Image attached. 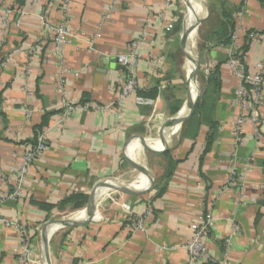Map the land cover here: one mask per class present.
Segmentation results:
<instances>
[{
  "label": "crops",
  "instance_id": "1",
  "mask_svg": "<svg viewBox=\"0 0 264 264\" xmlns=\"http://www.w3.org/2000/svg\"><path fill=\"white\" fill-rule=\"evenodd\" d=\"M107 1L70 0L63 12L61 0H22L20 8L16 0H0V15L7 9L24 12L21 18L10 15L7 29L0 31V264H35V243L38 237L42 244L44 227L74 211V204L58 205L78 195L86 199V207L96 183L125 182L137 171L132 163L148 170L145 177L138 173L131 187L143 192L100 191L86 225L51 236L49 264H187L189 226L202 208L210 209L215 219L206 239L213 258H221L233 222L239 234L231 237L229 264H264V75L258 122L246 120L238 142L232 123L236 80L227 63L229 51L240 52L244 46L247 74L264 63L263 41L245 40L251 31L264 35V1L206 0L204 9L199 0L198 65L202 72L218 69L219 87L207 90V100L184 121L186 112L176 115L191 101L187 96L181 105L179 94L177 54L183 49L184 24L178 22L176 3L163 22V0H119L112 18L103 22ZM42 18L51 25L65 22L78 37L64 47L60 60L52 54L53 39L43 31ZM236 30L231 48L226 39ZM131 42H138L141 56L136 93L150 95L153 107H138L132 97L116 104L126 73L115 57ZM192 42L188 51L195 46L187 36V43ZM194 60L195 52L192 67ZM59 72L63 95L56 83ZM185 79L190 90L192 80ZM195 81L198 85L196 75ZM62 100L74 106L113 105L115 110H76L61 118ZM27 108L32 111L28 122ZM45 113L46 151L21 176L25 144L33 140V127ZM175 117L176 125L169 127ZM230 168L238 174V185L222 190ZM13 193H18L14 200L6 198ZM48 206L54 207L49 213L43 209ZM146 209L151 217L145 232L132 233L129 215H142Z\"/></svg>",
  "mask_w": 264,
  "mask_h": 264
},
{
  "label": "built area",
  "instance_id": "2",
  "mask_svg": "<svg viewBox=\"0 0 264 264\" xmlns=\"http://www.w3.org/2000/svg\"><path fill=\"white\" fill-rule=\"evenodd\" d=\"M107 8L101 17V21H108L112 18L113 14L116 12L119 5V0H108ZM175 0H163L162 10L160 15L161 20L168 21L170 17V10L173 6ZM70 0H61L63 12H66ZM10 15H15L16 17H22L24 12L21 10H4L0 15V31H5L9 24ZM43 31L52 36L53 48L51 49L54 57L59 60L62 58V50L64 47L70 44L72 39L78 38L65 22L58 25H51L44 18L41 19ZM18 24V21L17 23ZM238 30L234 31L230 37V47L232 48L237 41ZM81 38H85L82 35ZM99 35L94 37L98 39ZM246 38L248 41H259L263 37L260 33L251 31L247 33ZM89 41L90 47L93 41ZM244 53L229 51V59L227 61L232 75L236 80V85L234 89L235 107L236 112L232 118L233 123V135L238 142L241 141L242 136V126L244 122L250 121L253 124H257L258 115L257 107L260 105L262 100V85H263V75H264V63L256 65V72L252 75L247 74L245 63H244ZM140 54L138 52V42H131L127 51L115 57L116 63L125 69L126 77L124 83L121 85L116 98V104L121 106L128 98L132 97L133 102L138 107H153L154 100L148 97L138 95V79H137V68L140 60ZM4 63L1 64L3 68ZM209 74L208 70L204 71V75ZM62 72L57 74L56 83L58 85V92L64 94V81L62 78ZM27 96H31V92H26ZM61 108V118L67 117L72 111H97V112H113L115 109L113 105H108L107 107H96L89 104L82 105H70L65 100L60 102ZM32 111L27 108L25 110L26 122L29 121ZM247 114V117L243 115ZM119 118V114H116ZM48 132V128L44 129L37 137L36 144L33 147H27L26 152L21 158L20 165L18 167L19 174L24 176L27 173L28 167L36 161L38 158L42 157L46 151L45 136ZM257 137V130L255 138ZM238 174L235 172L234 168H230L229 174L225 185L222 190H226L228 187L238 185ZM18 193H13L6 198L14 200ZM243 198V197H242ZM243 200V199H242ZM125 208V207H124ZM126 209V208H125ZM130 217V229L132 233H143L145 232V224L147 220L151 217V210L146 209L142 215H129ZM215 219L212 216L211 210L208 208H202L201 214L196 222H192L189 226L191 231V237L189 241L184 245V249L187 253L188 263L187 264H229L228 249L231 244V237L239 234V227L236 223L232 222L230 227V236L225 239L223 243L224 252L221 258L215 259L210 253L208 246L206 244V239L210 230L213 228ZM6 226H9L8 224ZM27 254V252H25Z\"/></svg>",
  "mask_w": 264,
  "mask_h": 264
},
{
  "label": "water",
  "instance_id": "3",
  "mask_svg": "<svg viewBox=\"0 0 264 264\" xmlns=\"http://www.w3.org/2000/svg\"><path fill=\"white\" fill-rule=\"evenodd\" d=\"M203 5H204V9H205L206 8V0H203ZM200 22H201V19H198V21L196 23L197 27L200 24ZM181 45H182V47H183V49L185 51L186 48H187V36H186V33H185V26L183 27V30L181 32ZM195 61H196V58L194 60V74L196 75V73H195ZM199 92L197 94V97H196L195 101L190 103L185 108V110H186L185 114L189 113L188 116H190L193 113V110H194L193 108L195 106L197 98L199 97ZM181 112H182V109L178 112L176 117ZM176 117L174 119H172V121H170L169 127H174L176 125V122H177L176 121ZM183 121H184V118H183ZM142 143L144 145H147L146 140H142ZM132 166L141 175L144 176V175L148 174V170L145 169L143 166H140V165H137V164H134V163H132ZM151 181H152V179H150V182ZM133 182H134V180L132 182H130V183L124 184V183L115 182V181H113L111 179H109V180L107 179L105 181H99L98 183H96L94 185V187L92 188V190L90 192L88 203H87L86 207L84 208L86 210V215H85V217L83 219L74 220L71 217H69V218L62 219V220H59V221H56V222H53V223H49L48 225H46L44 227L43 231H42V244H41L42 247H41V249H43V253H44L42 255L43 259H44V262L42 261V264H49L48 243H49V240L51 238V235H53L55 232H57L58 230L63 229V228L86 225L89 222V220H90V218L92 216V213L94 211V207L96 205L97 198L100 195V191L102 189L104 191L115 189V190H117V191H119L121 193H125V194L142 193L143 191H141V192L140 191H134L131 188V185H132ZM52 229H54V231H53V233L51 235H49V233L52 231Z\"/></svg>",
  "mask_w": 264,
  "mask_h": 264
},
{
  "label": "rangeland",
  "instance_id": "4",
  "mask_svg": "<svg viewBox=\"0 0 264 264\" xmlns=\"http://www.w3.org/2000/svg\"><path fill=\"white\" fill-rule=\"evenodd\" d=\"M175 3L177 5L176 6L177 7V11H178L177 12V15L179 17V21L178 22L183 26V24H184V18H185V15H186V4H185V1L184 0H175ZM200 25H201V22L198 25L197 30H196V35L197 36L195 35L196 38H194V46H195V49L194 50H195V58H196V61H195V73H196V77H197V81H198V85H199V91L201 92V89L203 88L204 83H205V75H204V72H202L200 66L198 65L199 64L198 63L199 62V50H198L199 40H198V32H199V29H200ZM195 43H196V45H195ZM192 44H193V42H192ZM192 44H191V46H192ZM189 48H186L185 51H188ZM184 54H185V52L183 51L182 48H181L180 51H178V54H177V57L179 58L178 59V64H179L178 65V69H179V73L177 74V79L180 81L179 82V85H180L179 94H181V100H182L181 101V105H184V102H185V100H186V98H187V96L189 94V89H188V86L189 85L186 83L185 73L182 70V66H181L182 63H183V60H184ZM193 69H194V66H193ZM200 92H199V94H200ZM188 115H189V113L185 114L184 115V119H186L188 117ZM146 168H147V166H146ZM138 173H139L138 171H135L134 173H132L131 175H129V177H127V180L125 182H123V183L124 184H127V183L132 182L138 176ZM84 208L85 207H83L82 209H84ZM82 209L75 210V211H68V212H66V213H64V214H62L60 216L55 217V219H53L50 223H53V222H56V221H59V220H62V219L69 218V217H71V215H73L74 213H76L78 211H81ZM59 231H62V229L61 230H58L57 232H55L54 235L57 234ZM39 232H40V230H39ZM48 245H49V243H48ZM40 247H41V240H40V238L37 237V240H36V243H35V258H34L35 264H40L39 257H38L39 256V253L38 252L40 251ZM36 251H37V253H36Z\"/></svg>",
  "mask_w": 264,
  "mask_h": 264
},
{
  "label": "trees",
  "instance_id": "5",
  "mask_svg": "<svg viewBox=\"0 0 264 264\" xmlns=\"http://www.w3.org/2000/svg\"><path fill=\"white\" fill-rule=\"evenodd\" d=\"M260 1H264V0H260ZM16 3H17V8H20V6L23 4L22 0H16ZM230 23V26H231V31H233V23L232 21L229 22ZM233 33V32H232ZM231 33V34H232ZM247 35V34H246ZM245 35V36H246ZM229 36L231 37V35L229 34ZM227 37L226 41L229 42V39L230 37ZM246 40V44H247V38H245ZM225 41V42H226ZM247 50V46H244L242 47V50L239 52V53H244L245 51ZM205 83H206V87L201 95L197 98L196 100V103H195V106H194V113L196 114V112L199 110V107L203 105V103L207 100V98L209 97L208 96V91L209 89H218L219 87V79H218V69H214V71H212L211 73H209L207 76H205ZM208 90V91H207ZM140 96H144V97H148L150 98L151 96L150 95H144V94H140ZM85 104V103H84ZM60 112V110H59ZM0 116H2V113L0 112ZM49 124V114L48 113H45L42 117H41V120H40V123L38 125H36L35 127H33V132H34V138L32 141H29V142H26V148L27 147H33L35 144H36V141H37V137L38 135L44 130L47 128ZM211 129H214L213 127H211ZM212 135L210 139H213L215 137V130L212 131ZM68 204H74V206H72V209L75 211V210H79V209H82L84 207V204H86V199L78 196V195H74V196H71L67 199H65L61 204L58 205V208H63L65 205ZM53 206H48L47 208L43 207V209L49 213L53 210Z\"/></svg>",
  "mask_w": 264,
  "mask_h": 264
},
{
  "label": "bare ground",
  "instance_id": "6",
  "mask_svg": "<svg viewBox=\"0 0 264 264\" xmlns=\"http://www.w3.org/2000/svg\"><path fill=\"white\" fill-rule=\"evenodd\" d=\"M185 1V4H186V8L187 7H189L188 9H187V12H186V15H185V21H184V26H185V31H186V34H187V36L189 37H191L192 36V38H193V41H194V38H196V31L193 29L194 27L195 28H197V26H196V23H197V21H196V16H195V14H196V10H197V8L199 9V6L201 5V1H199V3L197 2V1H195L194 2V0H184ZM203 2V1H202ZM201 17H202V15H201V13L198 15V18L199 19H201ZM192 28V29H191ZM196 35V36H195ZM192 44V43H191ZM191 44L190 43H187V48H189L190 46H191ZM195 45H196V43H195ZM195 47H193L190 51H187L186 53H185V55H184V59H186V61H184L183 63H182V68L184 69L183 71H184V73H185V75H187L188 76V78H190V80H192V83H191V85H190V90H189V94H188V98H187V102L189 103L190 101V103H192V102H194L195 101V99H196V97H197V95L196 94H198V92H199V87H198V85H196L195 83H196V81L195 82H193L194 81V79H195V75H194V73H193V67H192V64H191V61H190V57L194 54V52H195ZM188 70V71H187ZM196 95V96H195ZM189 103V104H190ZM188 104V105H189ZM187 105V106H188ZM186 106V107H187ZM185 106L182 108V112L181 113H185L186 112V110H185V108H186ZM183 118H184V114L182 115V120H183ZM159 145H161L160 143H159ZM140 152V151H139ZM146 176H147V174H146ZM145 177V176H144ZM143 179V178H142ZM138 181V180H137ZM131 187L133 188V187H135L134 185H133V183H132V185H131ZM136 190H143V189H136ZM101 191H104L103 189L101 190ZM85 212V210H81V211H78V212H76V213H74L73 215H77L76 217L75 216H72L71 218L72 219H74V220H78V219H83L84 217H85V215H86V212ZM82 213H84V215L83 216H78V215H81ZM53 231H54V229H52V231L49 233V235H51L52 233H53ZM52 236V235H51ZM42 250V252H43V249H41ZM44 254V253H43ZM40 257H41V261H43V257H42V255L40 254ZM44 262V261H43ZM39 263V262H38Z\"/></svg>",
  "mask_w": 264,
  "mask_h": 264
}]
</instances>
